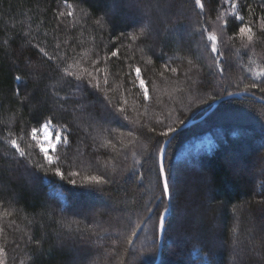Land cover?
Wrapping results in <instances>:
<instances>
[{"label": "trees", "instance_id": "trees-1", "mask_svg": "<svg viewBox=\"0 0 264 264\" xmlns=\"http://www.w3.org/2000/svg\"><path fill=\"white\" fill-rule=\"evenodd\" d=\"M201 2L0 0V264H153L163 133L235 92L165 149L182 191L158 264H264V0ZM205 28L223 55L205 47ZM47 120L68 139L51 165L32 136Z\"/></svg>", "mask_w": 264, "mask_h": 264}, {"label": "snow or ice", "instance_id": "snow-or-ice-1", "mask_svg": "<svg viewBox=\"0 0 264 264\" xmlns=\"http://www.w3.org/2000/svg\"><path fill=\"white\" fill-rule=\"evenodd\" d=\"M195 4L197 6H199V8L201 10H203L205 8V5L201 2V0H195ZM233 11H235L236 9V5L233 3L231 5ZM69 15H71V13H69ZM236 19H239L241 21H243V17L239 16L238 14L235 17ZM221 17L217 16V20H220ZM97 23H100L99 21H97ZM225 23H227V21H225ZM150 21H145L143 27H141L140 32H139V36H145L147 31H150ZM260 28L264 29V19H262L261 24H260ZM204 33H206V41H205V47L209 49L210 53H219L220 55H223L220 47H219V43H220V38L218 37L216 31H208L206 28L203 29L202 32V38ZM238 35H240L241 37H246V40L248 43H246L244 46L247 47L248 44L254 42L255 34L253 33V30L250 26L248 25H244L242 27H240L239 29V33ZM133 39H136L137 36L133 35L132 37ZM229 40L232 39V37H228ZM41 52H43V49H41ZM116 53L114 52L113 55H115ZM44 55H47V53H44ZM219 60V55L213 57V63L215 64L217 61ZM223 69H221L222 71ZM65 72L68 71V69H64ZM86 71V70H85ZM140 68H136L135 72L137 75V78L139 79V85L141 87V89H143L144 92V96L145 98H147L148 96V90L145 87V81L143 79H140ZM172 71H175V69H172ZM257 75H264V68H261L259 72L256 73ZM87 75L91 76V73H87ZM78 80H82L83 79V73L77 75L76 77ZM17 79H20V77H17ZM105 83H107V79H105L104 81ZM89 84H92L93 81L92 79L88 80ZM94 87H100L99 81L97 80L95 82V84L93 85ZM253 87H255L256 85H252ZM262 91H264V89H261ZM119 111L123 112V109H119ZM51 121L47 120L46 123L44 124V129L45 131H47L48 127L50 126ZM36 129L33 128L32 129V136L33 139H35V135H36ZM174 129L169 127L166 133H163V135H167L168 133L173 132ZM11 135V134H10ZM68 143V139L66 137H57V142L53 143L51 140L47 141V146H45L44 144H40V151L43 153V158L45 161H47V163L49 165H51L54 161H53V157L51 155H49V149H51L53 152L56 151V147H57V143ZM9 143L16 149V151L19 153V156L21 157H25L26 153L24 150H22L17 142V139L13 138L9 140ZM58 159V158H57ZM157 164H158V179H161V196H169L171 197L174 193H179L182 191V188L178 185H176L172 179L170 178V174L168 173V169L166 168V165L164 163V150L160 149L158 151V156H157ZM37 167L44 169V165L43 164H38ZM54 173L58 176H60L61 178L64 177V173L61 172L59 167H56L55 169H53ZM71 175H76V173H71ZM86 181L90 184H95V185H103V184H107L109 183L108 180H106L103 176H99V175H92V176H88L85 178ZM69 183L75 184L76 181L74 179H70ZM165 211H167V209H165ZM159 226L160 228H164L165 227V217L163 215L159 216ZM132 235H135V232L132 233ZM129 243L131 242L130 240L128 241Z\"/></svg>", "mask_w": 264, "mask_h": 264}, {"label": "water", "instance_id": "water-1", "mask_svg": "<svg viewBox=\"0 0 264 264\" xmlns=\"http://www.w3.org/2000/svg\"><path fill=\"white\" fill-rule=\"evenodd\" d=\"M245 94L244 92H235V93H231V94H228V95H225L221 98H218L216 100H214L212 102V107L213 108L219 101L223 100V99H226V98H229V97H239L241 95ZM259 101H262L261 99H258ZM264 102V101H262ZM203 117V115H201L200 117L192 120V119H188L187 121H185L184 123H182L179 127H177L176 129H174L173 132H171L168 137L163 141L162 145H161V148L160 149H163L164 150V155H165V149L167 147V144L169 143V141L172 139V137L179 131L185 129L186 127L190 126L191 124H193L194 122H197L199 121L201 118ZM166 196V199H167V202H168V205H167V211H163L162 215L165 217L166 219V216L167 214L169 213V209H170V203H169V196L165 195ZM163 230L164 228H160V226H158V251H157V257H156V260L154 262V264L157 263V261L159 260V257H160V252H161V247H162V239H163Z\"/></svg>", "mask_w": 264, "mask_h": 264}, {"label": "rangeland", "instance_id": "rangeland-1", "mask_svg": "<svg viewBox=\"0 0 264 264\" xmlns=\"http://www.w3.org/2000/svg\"><path fill=\"white\" fill-rule=\"evenodd\" d=\"M219 103V102H218ZM217 103V104H218ZM212 104V103H211ZM211 104H209L208 106L207 105H205L204 106V109L205 110H203V112L199 115V113H197V114H193V116H192V118H189V119H192V120H194V119H196V118H198V117H200L201 115H203V117L200 119V120H202L203 118H205L208 114H210V112H212L214 109H215V107H216V105L213 107V108H211L212 107V105ZM199 115V116H198ZM198 116V117H197ZM199 120V121H200ZM198 122V121H197ZM195 123V122H194ZM36 138H37V143H38V147H39V149H40V144H44L45 146H47V141H49V140H51L53 143H56L57 142V137H61V135H60V133L59 132H56L55 130H54V128L50 125L49 127H48V129H47V131H45V129H44V124L40 127V129H39V131H38V133H36ZM168 137V136H167ZM203 142H204V145L205 146H207L208 145V143H209V140H203ZM58 144V143H57ZM168 145V144H167ZM198 146V145H197ZM53 151L51 150V149H49V155L52 153ZM238 163H240V161H238ZM241 165H242V162L240 163ZM180 168V167H179ZM249 169H250V167H249ZM181 169H176V171H180ZM170 210V209H169ZM169 215V213L167 214V216ZM167 216H166V218H167ZM165 222H166V219H165ZM165 228H166V226L164 227V230H163V236H164V231H165ZM162 242H163V239H162ZM160 256H161V252H160ZM156 260V259H155ZM159 260H160V257H159ZM159 260L157 261V263L156 264H158L159 263ZM155 262V261H154ZM154 264V263H153Z\"/></svg>", "mask_w": 264, "mask_h": 264}]
</instances>
